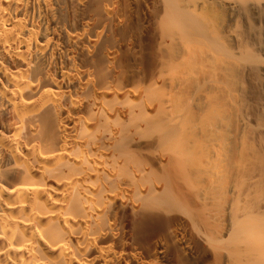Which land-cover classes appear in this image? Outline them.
I'll use <instances>...</instances> for the list:
<instances>
[{
	"label": "bare ground",
	"instance_id": "obj_1",
	"mask_svg": "<svg viewBox=\"0 0 264 264\" xmlns=\"http://www.w3.org/2000/svg\"><path fill=\"white\" fill-rule=\"evenodd\" d=\"M263 56L264 0H0V264H264Z\"/></svg>",
	"mask_w": 264,
	"mask_h": 264
},
{
	"label": "rangeland",
	"instance_id": "obj_2",
	"mask_svg": "<svg viewBox=\"0 0 264 264\" xmlns=\"http://www.w3.org/2000/svg\"><path fill=\"white\" fill-rule=\"evenodd\" d=\"M242 80H244L242 84L245 86L246 95L245 112L251 124L249 130L261 134L264 149V83L262 76L258 71H251Z\"/></svg>",
	"mask_w": 264,
	"mask_h": 264
}]
</instances>
